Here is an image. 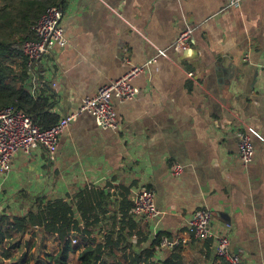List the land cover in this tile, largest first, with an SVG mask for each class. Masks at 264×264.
I'll return each mask as SVG.
<instances>
[{
    "label": "crops",
    "instance_id": "1",
    "mask_svg": "<svg viewBox=\"0 0 264 264\" xmlns=\"http://www.w3.org/2000/svg\"><path fill=\"white\" fill-rule=\"evenodd\" d=\"M54 1L64 10L68 44L53 46L34 72L23 56H12L4 85L47 98L59 118L132 64L157 59L134 78L138 96L115 102L118 132L83 112L61 135L55 160L42 146L13 155L11 169L0 170V228L7 232L14 215L63 200L82 203L90 223L91 233L72 236L90 243L113 232L124 264V254L143 252L159 235L181 239L174 249L156 250L162 256L179 248L185 264H230L213 238L189 232L193 214L208 207L214 231L230 236L244 264H264V141L254 139V158L245 164L237 135L246 126L264 135V0ZM187 24L193 38L180 52L173 43ZM8 104L1 96L0 108ZM173 162L184 165L179 175ZM144 185L156 190L155 219L128 214ZM82 212L76 207L83 228ZM13 236L0 249L15 254L29 243L32 251L38 236L52 254L62 246L43 226ZM18 239L24 244L13 248ZM80 253L69 264H79Z\"/></svg>",
    "mask_w": 264,
    "mask_h": 264
},
{
    "label": "built area",
    "instance_id": "2",
    "mask_svg": "<svg viewBox=\"0 0 264 264\" xmlns=\"http://www.w3.org/2000/svg\"><path fill=\"white\" fill-rule=\"evenodd\" d=\"M242 0H229L228 6H238ZM64 10L60 4L49 6L34 22L32 29L34 37L27 39L23 45V55L27 60V67L35 71L38 62L49 53L55 45L64 47L68 44V37L63 25ZM194 27L187 24L176 37L173 46L180 52L190 47ZM158 54L169 57L166 48H157ZM156 57L143 65H134L119 78L102 84L94 94L87 95L76 110L69 112L50 127L44 128L33 120V117L17 104H8L0 108V170L9 171L12 166L13 155L19 151L31 152L42 146L46 148L49 158L55 160L60 146V137L64 131L83 112L91 113L97 125L101 128L118 132L120 121L115 102L131 100L138 96L140 88L133 83L134 78L149 69ZM129 63V59L125 58ZM238 149L242 161L249 164L255 155L254 139L264 141V135L253 126H246L237 132ZM184 165L172 163V173L179 175ZM132 216H144L155 219L161 215L156 203V190L150 186H141L135 194L133 205L128 211ZM213 212L208 207L197 210L190 219L189 232L196 240L213 238L217 253L227 259L230 264H244L239 253L232 250V241L228 234L217 233L213 229ZM73 243L80 242L78 236H72ZM181 242L180 237L162 236L155 249L163 251L174 249Z\"/></svg>",
    "mask_w": 264,
    "mask_h": 264
},
{
    "label": "trees",
    "instance_id": "3",
    "mask_svg": "<svg viewBox=\"0 0 264 264\" xmlns=\"http://www.w3.org/2000/svg\"><path fill=\"white\" fill-rule=\"evenodd\" d=\"M55 4L54 0H0V97H9V104L20 106L44 128L52 126L60 119L50 111L48 99L42 96L34 97L24 86L16 88L15 85H4V82L10 74V68L6 65L8 59L12 56L25 58L22 45L27 39L34 37L32 29L34 22L49 6ZM25 62L27 64L26 58ZM76 207L77 211L82 212L84 205L57 200L40 204L36 211L14 215L9 231L0 228V243L15 239L13 233H23L28 225L43 226L45 231L56 235L62 246L56 254L45 253L43 257L48 260L39 261L37 264H69L71 254L78 250H81L79 264H124L115 251L120 247L121 241L115 239L113 232L101 241L95 238L92 239L93 242L86 243V239H80V242L73 243L72 232L76 231L81 235L91 233L87 212L81 213L86 220L82 228L76 217ZM160 239L161 235L157 236L143 252L124 254L125 258L130 261L129 264H141L142 261L144 264H185L179 248L163 256L156 252L155 245ZM23 243L22 239H18L14 242L13 248L20 249ZM35 263L23 257L5 264Z\"/></svg>",
    "mask_w": 264,
    "mask_h": 264
},
{
    "label": "rangeland",
    "instance_id": "4",
    "mask_svg": "<svg viewBox=\"0 0 264 264\" xmlns=\"http://www.w3.org/2000/svg\"><path fill=\"white\" fill-rule=\"evenodd\" d=\"M81 235V234H80ZM29 238H32L31 236H29ZM35 238V237H33ZM82 238V236H81ZM79 237V239H81ZM17 238L13 239V240H16ZM50 239V238H49ZM35 240V243H34V246L32 251H31V246H29V243H25V245L22 247V251L21 252H16L14 254V252L11 253V250H7L4 251V249H0V264H5V262H12V261H15L16 259H21L23 257L27 258L28 260L32 261V262H36L35 264H37L39 261L41 262L42 260H48V259H45L44 254L45 253H48V252H51L50 250H52L53 248V245H47L48 247L47 248H44L42 246V243L41 242V238L38 236L37 238L34 239ZM54 240V238H53ZM16 241H13L12 243H14ZM24 244V243H23ZM50 248V249H48ZM17 255V256H15Z\"/></svg>",
    "mask_w": 264,
    "mask_h": 264
}]
</instances>
